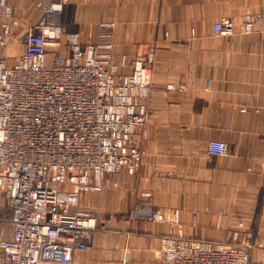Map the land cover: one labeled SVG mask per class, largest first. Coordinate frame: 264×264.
Returning <instances> with one entry per match:
<instances>
[{
  "label": "crops",
  "instance_id": "1",
  "mask_svg": "<svg viewBox=\"0 0 264 264\" xmlns=\"http://www.w3.org/2000/svg\"><path fill=\"white\" fill-rule=\"evenodd\" d=\"M6 3L10 66L46 1ZM222 18L233 23L230 37L213 35ZM61 23L121 74L133 56L152 57L150 93L137 101L145 122L131 137L141 165L80 195L78 211L96 230L69 264H161L165 239L229 242L239 224L260 244L250 264H264V0H66ZM101 23L112 24L109 38ZM57 51L69 55L50 48L48 61ZM213 140L229 153L211 156ZM11 216L0 183V241L11 237Z\"/></svg>",
  "mask_w": 264,
  "mask_h": 264
},
{
  "label": "built area",
  "instance_id": "2",
  "mask_svg": "<svg viewBox=\"0 0 264 264\" xmlns=\"http://www.w3.org/2000/svg\"><path fill=\"white\" fill-rule=\"evenodd\" d=\"M44 1L43 21L30 28L22 55L8 66L10 9L0 0V183L12 212L0 264H69L96 230L95 219L78 211L80 195L100 191L107 175H132L141 165L131 137L145 122L137 101L151 90V55L133 56L130 72L121 74L97 45L83 46L76 33L63 32L66 0ZM99 27L100 37L109 38L112 24ZM233 34L230 19L214 23L215 37ZM63 47L68 56L57 51L48 61V49ZM207 149L211 156L229 153L221 141H209ZM258 247L255 230L239 224L229 242L165 239L161 264H250Z\"/></svg>",
  "mask_w": 264,
  "mask_h": 264
},
{
  "label": "rangeland",
  "instance_id": "3",
  "mask_svg": "<svg viewBox=\"0 0 264 264\" xmlns=\"http://www.w3.org/2000/svg\"><path fill=\"white\" fill-rule=\"evenodd\" d=\"M24 46H25V44H24ZM121 67H123L122 65H120ZM81 205V201H79V206ZM87 216V215H86ZM90 217V216H89ZM91 218H93V219H95L94 217H91Z\"/></svg>",
  "mask_w": 264,
  "mask_h": 264
},
{
  "label": "bare ground",
  "instance_id": "4",
  "mask_svg": "<svg viewBox=\"0 0 264 264\" xmlns=\"http://www.w3.org/2000/svg\"><path fill=\"white\" fill-rule=\"evenodd\" d=\"M63 13V12H62ZM64 32V31H63ZM65 33V32H64ZM63 55V54H62ZM64 56H66V55H64Z\"/></svg>",
  "mask_w": 264,
  "mask_h": 264
}]
</instances>
